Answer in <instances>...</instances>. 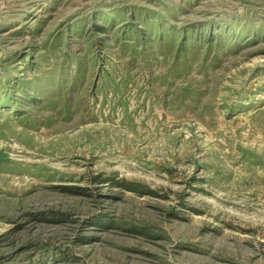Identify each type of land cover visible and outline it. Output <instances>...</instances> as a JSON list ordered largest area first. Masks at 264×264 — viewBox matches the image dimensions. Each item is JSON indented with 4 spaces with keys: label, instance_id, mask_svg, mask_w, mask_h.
I'll return each instance as SVG.
<instances>
[{
    "label": "rangeland",
    "instance_id": "obj_1",
    "mask_svg": "<svg viewBox=\"0 0 264 264\" xmlns=\"http://www.w3.org/2000/svg\"><path fill=\"white\" fill-rule=\"evenodd\" d=\"M0 264H264V0H0Z\"/></svg>",
    "mask_w": 264,
    "mask_h": 264
}]
</instances>
